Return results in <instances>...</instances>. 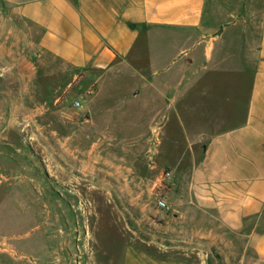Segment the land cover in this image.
<instances>
[{
    "label": "crops",
    "instance_id": "crops-1",
    "mask_svg": "<svg viewBox=\"0 0 264 264\" xmlns=\"http://www.w3.org/2000/svg\"><path fill=\"white\" fill-rule=\"evenodd\" d=\"M60 66L67 87L95 90L78 94L86 122L107 115L97 105L113 87L155 132L153 152L166 125L181 124L175 162L138 177L144 237L125 245L121 264H264V0H0L9 120L41 104L51 122Z\"/></svg>",
    "mask_w": 264,
    "mask_h": 264
},
{
    "label": "rangeland",
    "instance_id": "rangeland-1",
    "mask_svg": "<svg viewBox=\"0 0 264 264\" xmlns=\"http://www.w3.org/2000/svg\"><path fill=\"white\" fill-rule=\"evenodd\" d=\"M257 33L250 28L251 38ZM69 76L60 66L52 77L65 88L51 116H45L50 123L44 122L41 104L32 107V118L17 108L15 120H9L10 108H0L7 118L0 121V264H121L125 245L144 237L138 177L153 164L175 162L185 141L181 124L171 122L163 131L160 153L153 152L155 132L123 105L120 88L102 90L97 110L107 115L86 122L87 98L78 94L95 90L77 82L67 87ZM38 83L36 96L44 101V69ZM105 137L120 144L119 156L128 159L131 205L126 193L115 187L111 194L97 179L96 161L88 154ZM68 140L71 146L65 145Z\"/></svg>",
    "mask_w": 264,
    "mask_h": 264
},
{
    "label": "bare ground",
    "instance_id": "bare-ground-1",
    "mask_svg": "<svg viewBox=\"0 0 264 264\" xmlns=\"http://www.w3.org/2000/svg\"><path fill=\"white\" fill-rule=\"evenodd\" d=\"M110 137H108V138L105 137V139H103L104 140L103 145H101L99 143H98V145L95 144L93 147L94 150L89 152L88 155L91 157V159H94L96 161L95 173L97 174V179H100L103 182L102 185L107 190H109V192L111 194H113V189H115V187H117V189L119 188V191H121V193L123 192L122 194H124V193H126V190H127V189H125V187H127V188L129 187L128 186L129 183L126 182V177H125L126 173H128L130 171V168L127 166L128 165V159L126 160L125 157H120L121 155L119 156V153H120L119 145L120 144L115 143L114 142L115 140L110 139ZM112 138H114V137H112ZM118 140L120 141L122 139H118ZM71 144L72 143H70L69 140L67 142H65V145H67V146H69V145L71 146ZM134 146H137L136 140H135ZM67 148L70 149V147H67ZM76 150H78V149H76ZM122 151L126 152L127 150L123 149ZM129 151H131V150H129ZM133 152H134V150H133ZM123 156H124V153H123ZM116 191H118V190H116ZM119 197H120V195H119ZM120 199H121V197H120ZM137 199H138V196H137ZM135 200H136V197H135V199H133V201H135Z\"/></svg>",
    "mask_w": 264,
    "mask_h": 264
},
{
    "label": "built area",
    "instance_id": "built-area-1",
    "mask_svg": "<svg viewBox=\"0 0 264 264\" xmlns=\"http://www.w3.org/2000/svg\"><path fill=\"white\" fill-rule=\"evenodd\" d=\"M76 105H80V102L79 101H77L76 102ZM170 176V172H169V170H165L164 172H163V177L164 178H168ZM157 205L161 208V209H169V205H168V202H167V199L164 197V196H162V195H160L159 197H158V199H157Z\"/></svg>",
    "mask_w": 264,
    "mask_h": 264
}]
</instances>
